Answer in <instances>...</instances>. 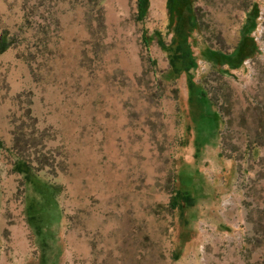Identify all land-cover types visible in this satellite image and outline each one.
Here are the masks:
<instances>
[{"label": "rangeland", "instance_id": "374dc122", "mask_svg": "<svg viewBox=\"0 0 264 264\" xmlns=\"http://www.w3.org/2000/svg\"><path fill=\"white\" fill-rule=\"evenodd\" d=\"M148 2L0 0V264H264V0H188L189 75Z\"/></svg>", "mask_w": 264, "mask_h": 264}, {"label": "trees", "instance_id": "16d2710c", "mask_svg": "<svg viewBox=\"0 0 264 264\" xmlns=\"http://www.w3.org/2000/svg\"><path fill=\"white\" fill-rule=\"evenodd\" d=\"M148 3V0H136L139 18L144 16ZM169 3L171 5L173 4V6L177 4L179 9L177 10L178 14L171 40L168 44L162 43V47L167 52L168 63L172 73L175 75L181 73L189 75L190 69L195 64L190 37L196 26V19L188 0H169ZM143 42L146 44L147 41L145 38H143ZM191 85L192 83H190L189 87ZM169 205L172 209H179L181 211L183 206L191 207L193 205V198L186 191L175 188L171 195Z\"/></svg>", "mask_w": 264, "mask_h": 264}]
</instances>
